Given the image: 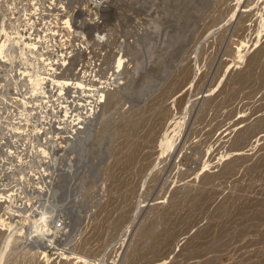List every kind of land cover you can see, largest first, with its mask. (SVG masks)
I'll use <instances>...</instances> for the list:
<instances>
[{
    "label": "rangeland",
    "instance_id": "1",
    "mask_svg": "<svg viewBox=\"0 0 264 264\" xmlns=\"http://www.w3.org/2000/svg\"><path fill=\"white\" fill-rule=\"evenodd\" d=\"M27 1L0 0V264H264V0H100L71 27L86 0ZM15 70L64 90L20 109Z\"/></svg>",
    "mask_w": 264,
    "mask_h": 264
},
{
    "label": "bare ground",
    "instance_id": "2",
    "mask_svg": "<svg viewBox=\"0 0 264 264\" xmlns=\"http://www.w3.org/2000/svg\"><path fill=\"white\" fill-rule=\"evenodd\" d=\"M37 3H35V2H33L32 0H29V1H27V6L30 8V7H34V6H36V5H38V1L37 0H35ZM53 1V0H52ZM55 1V0H54ZM57 1V0H56ZM83 1V0H82ZM85 1V0H84ZM106 2H107V0H106ZM48 3V2H47ZM52 3V2H51ZM83 3V2H82ZM100 3L102 4V2L100 1ZM49 4V3H48ZM57 4H58V2H57ZM60 4V3H59ZM80 3H78V5H79ZM101 4H99V5H101ZM95 5V4H94ZM99 5H97V6H99ZM97 6H96V8H97ZM102 6V5H101ZM49 7V6H48ZM55 7V6H54ZM28 8V9H29ZM59 8V7H58ZM69 8H71V7H69ZM89 8H91V0H86V3H84V4H81V6H78V7H73L72 9V14L69 16V18L66 20V22H67V27H71V22L75 19H77V18H79V20H81V16H83L84 14H85V16H83V18L84 17H86L87 15H86V11H88L89 10ZM100 8V7H99ZM99 8H97L98 10H100ZM51 9V8H50ZM67 10H68V8H66ZM35 10H36V8H35ZM37 10H38V8H37ZM40 10V9H39ZM65 10V9H64ZM66 10V11H67ZM70 10V9H69ZM91 10V9H90ZM77 11L79 12V13H81L82 15L80 16L79 15V17H78V15H76V13H77ZM94 11V10H93ZM89 12V11H88ZM35 13V12H34ZM92 11H90V14H88V15H90V17L89 18H84V21H85V23L86 24H88L89 26H91V25H93L96 21H97V19H98V15L97 14H93L92 15ZM96 13V12H95ZM29 15V14H28ZM92 15V16H91ZM119 15V14H118ZM77 16V17H76ZM85 19H87V20H85ZM30 18L28 19V21L30 22ZM32 21V20H31ZM81 21H83V19L81 20ZM28 22V23H29ZM83 23V22H82ZM74 24V23H73ZM84 24V23H83ZM44 26V25H43ZM78 26V28L77 29H79V25H77ZM83 26L84 25H81V27L80 28H83ZM26 27H28V25H26ZM75 27V26H74ZM85 28V27H84ZM31 29V28H30ZM76 29V30H77ZM83 30V29H82ZM87 31V30H86ZM79 35H80V37H81V39L82 40H86V33L85 32H79ZM22 37H18L17 39H21ZM89 41V40H88ZM10 42V41H9ZM8 42V43H9ZM90 42V41H89ZM16 43H18V44H20V42H17L16 41ZM11 44V43H10ZM84 44V43H83ZM3 47H4V45H3ZM3 47H1V49H0V51H4V49H3ZM32 47V46H31ZM82 47V46H81ZM18 48V47H17ZM8 50V49H7ZM10 50V49H9ZM24 50V49H23ZM31 50V51H30ZM34 50H37V49H35V47H32V48H30L27 52H25L24 53V56H25V59L27 58L28 59V53H32ZM11 51V50H10ZM90 52V51H89ZM19 53V52H18ZM27 56V57H26ZM2 57V56H1ZM13 57H14V55H13ZM9 60V59H8ZM22 60H24V59H22ZM12 61V60H11ZM5 62V60H4V58L2 57V58H0V65L2 64V63H4ZM7 62V61H6ZM24 62H25V60H24ZM27 62L28 61H26V64H27ZM44 63H45V61H43ZM26 66V65H25ZM49 66V65H48ZM45 67V66H44ZM43 67V68H44ZM61 70V69H60ZM10 74H11V76H10V78H12L13 80H19V79H22V82H25L24 83V85L26 84V81H25V78L27 77V75H26V73L24 72V71H22V70H15V71H11L10 72ZM38 77V80L36 79V81L39 83L38 85L40 86V87H36V86H34L35 85V83H34V81L33 80H30V82L29 83H27L24 87H25V89L23 90V93L25 94V97H23V95L20 97V98H18V97H15L13 100H14V102L13 103H15L20 109L21 108H27V106H29V102H31L32 100L34 101L35 99H34V97H36V95H38L37 93H38V91L40 90V89H44L45 88V86L46 85H50V86H54L55 88H57V89H60V90H64V85H62V84H65V83H63V82H58L56 79H57V77H54L53 75H51V74H43V75H40V76H37ZM9 78V79H10ZM68 85V83L66 84V86ZM47 87V86H46ZM51 89V88H50ZM68 89H70L71 90V92L72 93H74V94H82L84 91V87L81 85V83H77V82H75V83H72V84H70L69 85V87H68ZM69 90V91H70ZM55 91V90H54ZM62 92V91H61ZM86 92V91H85ZM49 93V92H48ZM22 94V93H21ZM86 94V93H85ZM43 97V96H42ZM32 103V102H31ZM33 105V104H32ZM67 115V114H66ZM63 117V116H62ZM73 117V116H72ZM19 118H20V116H19ZM76 118V117H75ZM69 119H70V117H69ZM69 119H65L66 121L64 122L65 124L69 121ZM79 119V118H78ZM21 120H23V119H21ZM62 120V119H61ZM72 120V123L71 124H73V126H78L79 125V123L77 122V123H75V120H73V119H71ZM25 121V120H24ZM16 122V121H15ZM20 122H22V121H19V123ZM80 122V121H79ZM19 123H18V128H19ZM17 125V124H16ZM22 125V124H21ZM25 125V124H24ZM23 125V126H24ZM68 125H70V124H68ZM23 129V128H22ZM63 131V130H62ZM28 135V134H27ZM21 137V136H20ZM1 146V145H0ZM54 148L56 149L57 148V146L54 144ZM60 148L62 149L61 150V152L63 151L64 152V150H63V146H60ZM56 150H58V152H59V149H56ZM18 155H20V154H18ZM17 155V156H18ZM24 155V154H23ZM24 158V157H23ZM60 158H63V155L61 156L60 155ZM59 157H58V159H60ZM19 159V158H18ZM21 162V161H20ZM18 167H19V165H18ZM25 167V166H24ZM21 168V167H20ZM25 169V168H24ZM18 172V171H17ZM9 176V175H8ZM42 189L43 188H40V190H41V192H42ZM26 190V189H25ZM57 214V213H56ZM25 218V217H24ZM61 221V220H60ZM31 223V222H30ZM61 225L59 224V221H58V223L56 222V227H55V231H54V234L53 235H51L50 237L51 238H49V244H51V246H52V249L53 250H56L57 252H61V248L59 247V243L57 244V242H58V239L57 238H59V235L58 234H60L62 231H66V228L69 226L68 225V223H67V221L64 219V220H62L61 222ZM58 225H60V226H58ZM10 232V231H9ZM27 234V233H26ZM39 235V234H38ZM37 235V236H38ZM44 235V234H43ZM40 237H41V235H39ZM61 237H62V235H60ZM44 237V236H43ZM42 237V238H43ZM46 237V236H45ZM41 238V239H42ZM48 239V238H47ZM46 239V240H47ZM121 243V242H120ZM65 258V257H64ZM101 264V263H100Z\"/></svg>",
    "mask_w": 264,
    "mask_h": 264
},
{
    "label": "built area",
    "instance_id": "3",
    "mask_svg": "<svg viewBox=\"0 0 264 264\" xmlns=\"http://www.w3.org/2000/svg\"><path fill=\"white\" fill-rule=\"evenodd\" d=\"M99 1L100 0H91V2L93 3V4H95V3H99ZM60 224V223H59Z\"/></svg>",
    "mask_w": 264,
    "mask_h": 264
}]
</instances>
